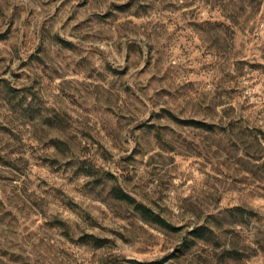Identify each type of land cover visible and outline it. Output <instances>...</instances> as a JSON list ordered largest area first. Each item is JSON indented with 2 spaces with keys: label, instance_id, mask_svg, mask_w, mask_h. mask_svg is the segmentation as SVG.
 Here are the masks:
<instances>
[{
  "label": "rangeland",
  "instance_id": "1",
  "mask_svg": "<svg viewBox=\"0 0 264 264\" xmlns=\"http://www.w3.org/2000/svg\"><path fill=\"white\" fill-rule=\"evenodd\" d=\"M0 264H264V0H0Z\"/></svg>",
  "mask_w": 264,
  "mask_h": 264
},
{
  "label": "trees",
  "instance_id": "2",
  "mask_svg": "<svg viewBox=\"0 0 264 264\" xmlns=\"http://www.w3.org/2000/svg\"><path fill=\"white\" fill-rule=\"evenodd\" d=\"M123 197H126V196L123 195ZM137 209H140V207L139 208L137 207ZM141 209H143V208H141Z\"/></svg>",
  "mask_w": 264,
  "mask_h": 264
}]
</instances>
